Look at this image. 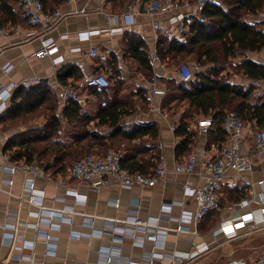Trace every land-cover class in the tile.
I'll return each mask as SVG.
<instances>
[{"label": "crops", "instance_id": "0c3cea01", "mask_svg": "<svg viewBox=\"0 0 264 264\" xmlns=\"http://www.w3.org/2000/svg\"><path fill=\"white\" fill-rule=\"evenodd\" d=\"M127 1H54L52 6L45 7V11L49 14L59 11V15H51L45 31L27 20L23 14L16 23L0 17V85L12 92L10 104L16 89L24 85V79L39 76L42 78L41 82L56 92L55 85L61 81L58 73H65L62 82L73 84L85 100L81 103L82 112L95 115L99 103L98 94L89 91L84 85L86 77L103 73L113 80L120 74L125 83L148 84L150 77L143 76L137 70V61L132 54V48L136 46H145L150 52L154 74H172V67H158L156 64V43L147 16L136 14L131 23H126L123 17L113 16L122 10ZM19 8L18 2L14 9L19 11ZM166 17V13L158 15L161 23H165ZM245 18L252 22L263 19L264 8L258 15L247 14ZM117 26H122L123 32L110 34L107 31L108 28ZM88 30L93 31L88 38L78 37V33ZM48 37L53 38L57 46L54 56L63 57L58 63H53L52 56H35V51L40 47V39ZM92 46L98 48L96 56L89 54ZM247 57L264 62V48L249 52ZM5 65L11 66L7 72L4 71ZM243 79L239 80L243 82ZM257 81L264 82L249 79L246 83H256L264 89V85ZM124 88L128 89L127 86ZM150 91L148 85V107L143 109L137 102L132 113L126 115L124 120L127 124L155 121L159 128L157 147L171 164L176 159L175 147L182 137L174 134L171 126L175 120L161 108L162 97L152 95ZM58 102L56 111L60 113L67 102L62 103L59 99ZM7 108L0 110V153L4 152L6 142L11 137L32 128H40L46 121V116L41 113L39 116L32 115L28 121L1 119ZM16 121L19 123H15ZM194 122L195 119L190 123L191 128H194ZM62 123L64 126L61 133L53 139L70 146L74 143L76 134L69 131L68 120L63 118ZM89 125L94 127L93 121ZM218 145L208 130H197L189 151L197 157L193 172L169 171L164 181L150 186L121 185L112 179L109 185L98 192L76 179H69L65 184L60 183L70 166L66 173H62L54 171L52 167L45 168V165L51 164V159L43 163H28L38 164L49 174V177H34L33 193L42 198V207L30 204L26 199L19 200L18 197L23 193L25 174L21 169H17L13 174L4 170L8 162L0 155V264H130L132 260L138 262L136 264H149L153 255L161 256L164 264H192L213 249L215 243L226 242L222 233H214L221 221L238 220L241 214L251 211L253 217L245 222L246 226L238 228L237 233L262 225L260 199L264 195V157L258 155L253 172H226L218 210L201 223L180 218L184 213L191 215L195 209L193 198L190 193L184 191V186H196L204 180L206 171L199 161L204 157H213ZM239 146L244 155L255 151L254 139L251 136H245ZM5 155L8 157L6 153ZM10 161L27 163L24 160ZM7 178L13 179L12 185L1 181ZM260 179L263 180L261 184L258 183ZM70 191L84 195L83 199L73 198ZM240 192H245L244 198L252 202L245 207L234 208L233 205L239 201L236 197ZM40 207L46 208L47 211H63L64 216L70 217V221L46 214L45 216L49 215L50 218L49 222L45 223L34 214L40 211ZM69 208L73 210L69 211ZM130 215H137L143 224L151 225L154 222L160 231L158 241L153 242L145 238L146 230L143 226L128 224L126 219ZM210 220H213L212 225ZM19 221L24 224L13 227V224ZM110 223L114 224L115 230L110 229ZM181 223L186 228L177 231L176 228ZM37 229H47L50 234L56 235L57 239L48 240L38 233ZM23 241L32 243V247L22 246ZM201 246L208 248L202 251ZM107 256H111L110 262L105 261Z\"/></svg>", "mask_w": 264, "mask_h": 264}, {"label": "trees", "instance_id": "16d2710c", "mask_svg": "<svg viewBox=\"0 0 264 264\" xmlns=\"http://www.w3.org/2000/svg\"><path fill=\"white\" fill-rule=\"evenodd\" d=\"M54 1L64 0H41L44 8L52 6ZM18 2L20 0H0V17L11 23L18 22L23 14L21 6L19 11L14 9ZM263 8L264 0L205 1L201 5V16L189 23L191 35L186 41L165 37L157 40L155 56L158 67H176L188 63L189 59L202 65L212 64V68L198 72L188 81L177 80L167 72L156 75L167 90L161 99L163 111L184 105L181 114L173 118L176 125L174 134L182 137L175 147L176 159L185 157L191 150L197 129L191 128L190 123L198 115L211 116L213 124L208 131L213 141L219 144L218 147L227 137L224 127L227 111H235L243 120L255 121L260 126L264 124V94L258 93L254 84H241L233 80L230 73H222L218 68L225 61L232 62L234 58L243 56L237 64H231L237 73L253 81L264 80V62L245 56L248 52L264 48V31L260 28L264 25V18L253 22L245 18L247 14L256 15ZM132 49L137 70L147 78L152 77L154 72L150 52L145 46ZM189 55L190 58L186 60ZM63 75L66 74L58 73L61 81L65 79ZM148 85L125 83L119 74L110 80L107 87L88 88L98 94L95 115L82 112L81 102L77 100H69L57 113L59 98H56L57 93L52 87L44 82L20 85L1 119H25L22 117L34 115L42 109L41 114L46 116V121L40 128L11 137L3 153L10 160H24L27 163H43L51 159V164L45 165V168L52 167L54 171L66 173L73 162L88 154L87 151L103 154L113 146L122 153L123 167L146 174L152 172L160 153L156 143L159 135L157 123L127 124L124 120L126 115L132 113L137 102L143 109L148 107ZM124 86L128 89L125 90ZM63 118L69 122V131L76 134L70 146L53 139L62 131ZM92 121L96 129L89 125ZM245 196V192H240L236 199L240 201V197L245 199ZM212 213L214 211L204 216L200 223ZM212 223L213 220H210V225Z\"/></svg>", "mask_w": 264, "mask_h": 264}, {"label": "built area", "instance_id": "2783aa9c", "mask_svg": "<svg viewBox=\"0 0 264 264\" xmlns=\"http://www.w3.org/2000/svg\"><path fill=\"white\" fill-rule=\"evenodd\" d=\"M109 1V0H107ZM217 1V0H206ZM23 14L30 20V22L40 27L42 31L48 26L51 15H59V11L52 14L46 13L41 0H20L19 2ZM201 0H128L122 10L113 14L116 17H123L126 23H131L136 14H143L150 19V27L153 33L155 43L161 37L174 39L176 41H186L191 35L189 23L198 19L201 16ZM167 14L165 23H161L158 15ZM258 15V13H257ZM262 15V14H261ZM110 34L123 32L122 26L110 27L107 29ZM264 31V29H262ZM93 31L88 30L78 33L79 38H88ZM30 34V33H29ZM57 51V46L53 38L40 39V47L35 51V56L38 58L45 55L52 56L53 63H58L62 60L61 55L54 56ZM156 51V47L154 52ZM89 54L96 56L98 48L96 46L90 47ZM11 66L5 65L4 71L7 72ZM177 80L188 81L194 76L204 70V66L195 60H191L186 64H181L170 69ZM42 78L33 76L24 79V85H30L41 82ZM110 79L103 73H96L85 78L84 85L87 88H104L109 86ZM148 84L152 95L163 97L166 94V87L154 74L148 78ZM57 97L62 103L69 100H77L84 103L85 100L81 96L79 90L71 83L58 81L55 85ZM12 92L0 85V110L9 107L10 96ZM211 116H200L195 118L194 128L198 131L205 132L212 126ZM176 125L172 124L171 128L175 129ZM224 127L227 132L226 139L217 147L216 154L211 157L202 158L199 163L205 169L204 180L196 186H184V191L191 194L195 203V209L191 215L184 213L180 218L184 221L192 219L195 223H199L204 216L212 211L220 208V193L224 185L226 172L234 170L241 174L251 173L255 170L257 165V155L264 157V124L258 125L255 121H246L240 118L235 111H227L224 118ZM245 136H251L254 139L255 151L249 155H244L240 151L239 143ZM1 157L5 159L8 164L4 166V170L11 174L15 173L17 169H21L24 174V188L23 193L18 198L20 201L26 199L30 204L39 205L42 207V198L33 193L35 187L34 177L45 176L49 174L43 170L38 164L28 163H11L4 153H0ZM122 153L109 149L103 154L88 153L80 159L73 162L69 167L65 178L59 182L65 184L69 179H76L80 183L86 185L89 189L98 192L101 188L109 185L110 181L114 179L121 185H139L150 186L158 182L164 181L168 172L173 173L194 171L197 164V157L194 153H188L181 159H174L169 164L167 158L159 153L156 157V165L152 172L143 173L139 170L130 171L123 167ZM3 183L8 185L13 184L12 178L1 179ZM258 183H263V180H258ZM73 198L83 199L84 195L76 191H70ZM252 201L250 199H242L233 205L234 208L245 207ZM117 204V203H115ZM40 211L34 213L39 219L45 223L49 222V215L63 220H69L70 217L64 216L63 211L50 210L41 208ZM73 210L69 208V211ZM260 211L262 215V225L264 226V195L260 199ZM9 213L14 211H8ZM46 214H49L45 216ZM10 215V214H9ZM59 215V216H58ZM253 217L251 211L240 215L238 220L226 219L219 223L214 229V233H235L240 227L246 226V221ZM126 222L136 226H143L146 230L145 238L158 241L160 235L159 228L154 225L143 224L137 215H130ZM19 221L13 224V227L22 225ZM186 228L184 224H179L177 231ZM110 229L115 230L114 224L110 223ZM38 233L43 234L46 239H57L56 235L50 234L47 229H37ZM102 232V231H101ZM120 240V238H116ZM30 242H22V246H30ZM32 247V246H30ZM116 247V246H113ZM117 248V247H116ZM207 246H201V250L207 249ZM111 256L105 258L106 262H110ZM138 262L131 261L130 264ZM149 264H164L161 256L153 255L149 259Z\"/></svg>", "mask_w": 264, "mask_h": 264}, {"label": "rangeland", "instance_id": "374dc122", "mask_svg": "<svg viewBox=\"0 0 264 264\" xmlns=\"http://www.w3.org/2000/svg\"><path fill=\"white\" fill-rule=\"evenodd\" d=\"M260 28L264 29V27L262 26H260ZM247 54L245 56H247ZM190 56L191 55H189L186 60L190 58ZM241 57L243 56H238L234 58L232 62L230 60L225 61L222 64H219L220 67L218 68L221 69L222 73H230L233 80L238 81L241 84L248 85L246 83V80L249 79L237 73L235 68L231 65L237 64ZM189 61H191V59H189ZM203 66L205 69L212 68L211 63H205L203 64ZM242 78H244L243 82L239 80ZM257 82L262 83L264 85V82ZM254 85L257 86L256 91L263 95L264 89L261 87V85L256 83H254ZM183 106V104H179L177 107H174L173 109L165 112L171 118H174L181 114ZM40 113H42V109H39L34 114L39 116ZM200 116L201 115H198V117ZM24 117L25 120L28 121L29 118L33 116L31 114L23 116L22 118ZM15 123H19V121H16ZM109 149L115 150L113 146L107 148V150ZM89 152L92 151H87L86 153ZM222 237L224 241H226L225 243H215V245H213V249L209 248L210 251L208 253H205L201 257L197 258L195 261L192 262V264H253L259 260L264 259V226H253L243 232L238 231V233L237 231L235 233H222ZM229 238H231V240Z\"/></svg>", "mask_w": 264, "mask_h": 264}, {"label": "water", "instance_id": "95a60500", "mask_svg": "<svg viewBox=\"0 0 264 264\" xmlns=\"http://www.w3.org/2000/svg\"><path fill=\"white\" fill-rule=\"evenodd\" d=\"M205 1H206V0H201V3H204ZM253 264H264V259L259 260V261L255 262V263H253Z\"/></svg>", "mask_w": 264, "mask_h": 264}]
</instances>
